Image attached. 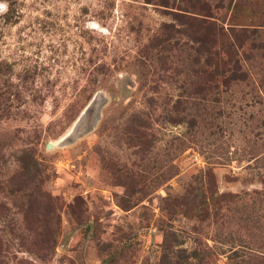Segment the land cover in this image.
<instances>
[{
	"label": "rangeland",
	"instance_id": "1",
	"mask_svg": "<svg viewBox=\"0 0 264 264\" xmlns=\"http://www.w3.org/2000/svg\"><path fill=\"white\" fill-rule=\"evenodd\" d=\"M205 1L264 30V0ZM200 2L0 0V264H264V42L199 97Z\"/></svg>",
	"mask_w": 264,
	"mask_h": 264
},
{
	"label": "trees",
	"instance_id": "2",
	"mask_svg": "<svg viewBox=\"0 0 264 264\" xmlns=\"http://www.w3.org/2000/svg\"><path fill=\"white\" fill-rule=\"evenodd\" d=\"M202 3L194 4L193 10L181 8L187 12L177 11L176 14L180 15L181 26L178 30L186 35L183 44L190 41L194 44L192 48L195 50L197 62L195 72L200 79L196 84L195 93L205 98L207 89L218 88L220 84L229 87L231 83L247 79L240 49L247 42L253 46L264 42V30L259 29L258 25L248 26L247 23L239 22L225 27V14L217 12L216 9L223 3L217 1L212 6L205 0Z\"/></svg>",
	"mask_w": 264,
	"mask_h": 264
},
{
	"label": "water",
	"instance_id": "3",
	"mask_svg": "<svg viewBox=\"0 0 264 264\" xmlns=\"http://www.w3.org/2000/svg\"><path fill=\"white\" fill-rule=\"evenodd\" d=\"M101 102L97 101L94 96L91 101L84 107L79 116L75 119L70 129L66 131L65 134L61 135L57 140V144L67 145L68 142L72 141L76 136L81 135L82 133L91 130L92 127L96 124L100 116ZM90 112H93L91 120H86V117ZM54 143L47 142L48 147L53 146ZM67 240L61 242V246L65 248Z\"/></svg>",
	"mask_w": 264,
	"mask_h": 264
},
{
	"label": "clouds",
	"instance_id": "4",
	"mask_svg": "<svg viewBox=\"0 0 264 264\" xmlns=\"http://www.w3.org/2000/svg\"><path fill=\"white\" fill-rule=\"evenodd\" d=\"M6 9V5L0 4V11H4Z\"/></svg>",
	"mask_w": 264,
	"mask_h": 264
}]
</instances>
